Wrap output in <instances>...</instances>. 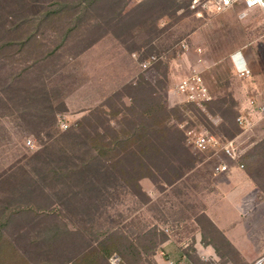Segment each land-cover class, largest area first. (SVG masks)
Returning a JSON list of instances; mask_svg holds the SVG:
<instances>
[{
  "label": "trees",
  "instance_id": "16d2710c",
  "mask_svg": "<svg viewBox=\"0 0 264 264\" xmlns=\"http://www.w3.org/2000/svg\"><path fill=\"white\" fill-rule=\"evenodd\" d=\"M125 8L126 0H0V148L15 134L40 146L9 167L0 161V264H110L113 255L120 264H155L165 233L127 230L116 206L131 195L150 201L140 184L146 178L162 190L160 183L185 184L188 192L207 183L178 123L204 125L222 142L241 131L230 101H218L225 125L217 132L212 99L168 108L144 74L59 129L67 105L54 78L107 36L129 54L146 46L157 52L150 44L163 31L159 21L181 7L178 0H144ZM239 159L264 198V139ZM205 209L192 206L186 218L202 242L223 263L248 264ZM193 245L186 256L195 263Z\"/></svg>",
  "mask_w": 264,
  "mask_h": 264
},
{
  "label": "rangeland",
  "instance_id": "374dc122",
  "mask_svg": "<svg viewBox=\"0 0 264 264\" xmlns=\"http://www.w3.org/2000/svg\"><path fill=\"white\" fill-rule=\"evenodd\" d=\"M143 1L126 0L123 13L130 12ZM209 1L215 0H198L193 9L194 0H178L181 7L178 12L162 18L158 23L163 31L150 44L157 52H147L150 46H146L129 54L113 37L107 36L78 60L71 62L52 81L53 85L64 89L67 105V112L58 117L59 129L66 131L68 128L63 129V123L71 127L113 91L141 74L157 86L168 108L189 104L176 92L177 86L187 76L200 74L215 102L216 114H209V118L217 132L218 128L225 125L217 108L219 100L230 101L237 113L235 123L238 124L239 116L250 118L253 111L250 107L251 100L264 106V90L261 95L258 94V89L264 85L262 12L254 10L241 20V6L214 12L209 7ZM206 3L208 7H205ZM240 55L249 63L251 75L248 78L237 75L235 61ZM152 56H156V62L144 70L140 62ZM126 101L129 103V100ZM178 126L185 133L190 151L201 158L203 163L211 153L198 152L189 139L204 133L216 136V133L204 125H191L187 121L178 123ZM238 127L241 131L230 140L239 136L238 141L234 142L244 152L249 149V145L264 139V115L260 114V118L258 115L253 116L252 124L247 128H242L239 124ZM39 147L33 136L20 138L15 134L6 148H0V161L4 167H9L22 154H30ZM199 169L204 176L202 169ZM206 179L205 185L201 182L198 190L191 189L188 192L185 184L170 188L160 183L165 188L162 190L146 178L140 184L150 201L142 196L131 195L116 206L115 211L123 213V225H127V230L158 227L165 233L167 238L153 257L155 264H205L202 259L194 263L184 258V255L192 247L196 233L200 232L193 222L187 221L189 211L192 206L195 209L204 206L207 208L217 200V196L210 191V181ZM109 262L120 264L121 261L117 255H113Z\"/></svg>",
  "mask_w": 264,
  "mask_h": 264
},
{
  "label": "crops",
  "instance_id": "0c3cea01",
  "mask_svg": "<svg viewBox=\"0 0 264 264\" xmlns=\"http://www.w3.org/2000/svg\"><path fill=\"white\" fill-rule=\"evenodd\" d=\"M238 6H242L243 11V5L239 3L232 8ZM262 21L264 25L263 17ZM235 63L236 69L241 65L250 68L243 55L237 57ZM263 90L264 85H261L258 94L261 95ZM250 114L260 118V114L255 110ZM239 138L238 136L235 140L238 141ZM236 148V159H230L223 151H219L209 154L200 165L204 176L210 181L213 189L211 192L217 196V200L205 209V214L238 251L240 260L252 264L264 258V198H260V189L240 162L239 158L244 151L237 145ZM221 165H227L228 170L216 173V167ZM193 247L199 260L223 263L215 248L202 242L201 232L196 233ZM184 258L189 259L186 255ZM234 260L236 258H229V262L224 264H231Z\"/></svg>",
  "mask_w": 264,
  "mask_h": 264
},
{
  "label": "built area",
  "instance_id": "2783aa9c",
  "mask_svg": "<svg viewBox=\"0 0 264 264\" xmlns=\"http://www.w3.org/2000/svg\"><path fill=\"white\" fill-rule=\"evenodd\" d=\"M198 0H194V4L192 6L193 9L196 8V3ZM211 2L210 8L214 12H223L228 8L234 7L236 3L243 5V13H247L245 17L249 15L250 12L254 10H260L262 12L264 18V8H261L259 5L251 6L248 3V0H215L209 1ZM205 7H208V3L205 4ZM244 17V18H245ZM137 55H134L135 58ZM157 60L156 56H152L149 59L140 62L141 67L145 70L148 69L155 61ZM237 75L240 78H248L251 75V70L246 65L237 66ZM176 92L185 98L186 102L195 103V104H202L204 102L211 100V95L209 90L206 86V83L203 77L198 73H193L178 84ZM250 107L254 111L255 107L257 108V112L261 115H264V106L261 104L256 103L255 100H251ZM238 124L242 128H247L252 124L251 118L247 116H239L237 118ZM63 129H67V124H62ZM192 133H190L191 135ZM191 145L195 150L200 153H217L219 151H223L224 154L229 157L230 159L237 158V148L234 140H228L226 142H222L217 136L211 134H200L195 135L189 139ZM31 144V142H29ZM228 170L227 165H221L216 167L215 172L220 173ZM209 261H206L207 264ZM264 258L257 261L255 264H263ZM214 264H223L221 262H214Z\"/></svg>",
  "mask_w": 264,
  "mask_h": 264
},
{
  "label": "clouds",
  "instance_id": "9594fccd",
  "mask_svg": "<svg viewBox=\"0 0 264 264\" xmlns=\"http://www.w3.org/2000/svg\"><path fill=\"white\" fill-rule=\"evenodd\" d=\"M248 3H249V5H251V6H255V5H259L261 8H264V0H248ZM247 15V13L245 12V13H243L242 15H241V20H243L244 19V17Z\"/></svg>",
  "mask_w": 264,
  "mask_h": 264
},
{
  "label": "snow or ice",
  "instance_id": "6c2138e0",
  "mask_svg": "<svg viewBox=\"0 0 264 264\" xmlns=\"http://www.w3.org/2000/svg\"><path fill=\"white\" fill-rule=\"evenodd\" d=\"M226 2H227V0H226Z\"/></svg>",
  "mask_w": 264,
  "mask_h": 264
}]
</instances>
